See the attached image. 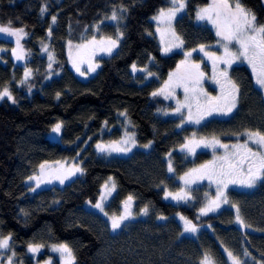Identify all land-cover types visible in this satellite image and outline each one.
Returning a JSON list of instances; mask_svg holds the SVG:
<instances>
[{
	"label": "trees",
	"instance_id": "obj_1",
	"mask_svg": "<svg viewBox=\"0 0 264 264\" xmlns=\"http://www.w3.org/2000/svg\"><path fill=\"white\" fill-rule=\"evenodd\" d=\"M189 2L194 8L209 0ZM244 2L258 19L264 20L262 0ZM121 3L129 11L121 23L125 36L119 50L102 58V65L93 77L80 80L71 69L67 41L80 43L81 37L90 39L93 25L110 15L112 6ZM44 4L48 5V12L42 15L40 8ZM165 6L166 0H0V22L7 24L12 20L14 27L26 26L29 34L26 45L31 53L36 52L35 60L31 61L34 71L31 93L18 84L24 68H15L12 59L7 64L0 62V88L8 84L17 100L16 104L7 99L0 101V234L11 233L17 253L29 263L32 260L28 244L49 247L67 242L74 249L77 264H197L203 250L212 252L223 264H230L224 247L242 259V250L246 248L259 264L260 254L264 253V186L250 192L231 191L232 202L240 206L245 223L251 225L249 228L236 223L235 209L230 205L207 217L199 216L206 186H196L195 205L164 199L165 185L177 186L176 176L209 155L200 152L191 158L176 150L184 142L187 130L176 128L179 120L175 117L158 112L173 107L172 104L162 96L151 95L156 82L141 83L142 78L130 72L133 63L145 65L155 57L151 68L165 78L181 60L179 52L164 56L153 34L151 16ZM52 15L57 16L55 25L51 23ZM179 22V30L186 34ZM49 26L53 29L51 49L57 61L50 80L45 79L48 60L38 50ZM202 29L211 33L215 41L212 28ZM198 30L201 29L194 27L188 31L194 34ZM115 34L111 22L101 24L98 31L99 36ZM234 69L233 75L244 82L245 95L234 118L219 120V125L227 133L242 127L264 130V97L254 86L251 70L246 64ZM58 91L62 93L59 100L55 95ZM125 110L134 125L138 144L152 141V147H138L127 158L98 153L95 144L103 135V122L108 121L107 128L113 129L114 136L121 134L123 119L119 113ZM59 120L65 122V128L62 140L54 141L49 134L51 126ZM168 152H172L174 174L167 171ZM77 153L83 160L85 175L75 177L74 183L69 182L63 188L56 185L35 192L29 190L27 177L37 171L40 163L69 161ZM172 176L175 179H170ZM109 177H114L118 187L112 206H118L129 194H136L150 211L149 216L133 222L116 239L109 235L106 220L87 207V201H97L101 186ZM178 213L202 225L203 236H181ZM158 215L168 219L158 220ZM209 224L211 228L207 227Z\"/></svg>",
	"mask_w": 264,
	"mask_h": 264
},
{
	"label": "snow or ice",
	"instance_id": "obj_2",
	"mask_svg": "<svg viewBox=\"0 0 264 264\" xmlns=\"http://www.w3.org/2000/svg\"><path fill=\"white\" fill-rule=\"evenodd\" d=\"M166 4L167 6L158 8L151 19L157 24L156 32L160 34L163 53L167 55L173 49H179V54L184 58L179 61L175 70L168 73V78L163 81L161 87L151 93L153 97L162 96L165 100L175 101V105L170 111L158 109V112L178 119L177 129H185L186 125L206 127L216 122L217 117L234 118L233 114L238 113L245 95L244 82L233 75V72L236 71L234 65L239 68L246 64L251 69L254 86L264 97V20L258 19L257 14L246 5L244 0H209L203 6H198L195 10V20L201 25H211L217 39L214 45L200 43L197 47L190 49L185 48V39L177 33L175 28L177 17L180 16V19H183L180 14H187L188 0H166ZM128 11V6L121 3L112 6L110 15H105L104 19L110 20L115 25L116 34L114 37L101 36L99 39L96 35H92L90 39L81 37L82 43L75 45L71 39L67 41L69 59L80 76L96 72L100 67L99 63L94 62L97 52L112 56L113 52L120 48V42L125 36L124 31L121 30V23L126 20ZM40 12L42 15L47 13L48 5L44 4L40 8ZM104 19L100 21V24L104 23ZM51 23L52 25L57 23L56 15L51 16ZM25 28L26 26L14 27L12 20H9L7 24H0V34L6 38H14L15 47L11 49V55L16 61H24L23 77L18 81V84L26 86L28 93H31L34 85L30 81L34 76V71L28 67L29 54L21 44V40L28 35ZM69 28L71 29V25ZM95 28L98 32L99 24ZM52 35L53 29L49 26L47 36L51 38ZM148 35L151 36L152 33L148 32ZM41 49L48 54V75L45 79L50 80L53 64L57 62L55 53L50 51L49 44L43 41ZM4 51L6 50L0 48V53ZM193 53H202L203 55L199 59H194ZM205 60L211 67L210 76L202 67ZM153 61H155V57H151L149 63ZM85 64L87 70H82ZM131 68L133 73H144L145 79L159 78L157 73L149 70L147 66L138 68L133 63ZM206 81L214 86L213 91H209L205 86ZM178 89H182L183 99L177 95ZM55 95L59 100L62 93L58 91ZM5 99L13 104L17 103L8 84L0 88V101ZM119 115L127 123H131L127 110L120 112ZM103 123L107 127L108 121L105 120ZM64 128L65 122L59 120L51 126V133L56 137H61ZM228 135L234 137L235 142L225 143L216 135L198 137L195 131L185 137L184 142L179 146L180 153H183L185 157H195L198 149H208L212 153V159L205 160L179 176L182 187L178 191H170L165 185L163 188L164 199L174 200L177 204L195 205L197 202V197L193 195L197 190L195 186L203 181H208L209 186L215 185V194L204 193L203 203L198 209L199 216L207 217L209 213H216L223 205L229 204L231 208L235 209L236 223L243 228H249L251 225L245 223L240 206L230 200L229 188L236 186L243 189H255L258 186H264V130L242 127ZM88 139L90 140L91 137ZM137 146L138 141L135 133L126 129L124 136L120 139L108 142L101 140L95 144V149L98 153L107 156H112L114 153L127 155ZM139 147L150 149L152 141L139 145ZM82 163V159L80 161L73 160L70 164L67 161H55V167H53L49 161L45 160L39 164L37 172L27 177V181L34 183V186L29 184V190L35 192L42 185L51 184L54 181L61 185L66 181L74 183L73 177H77L78 174L81 177L85 175L86 169L81 166ZM165 163L167 171L174 174L176 170L173 167L172 152L166 154ZM170 179H175V176ZM160 184L163 185L164 182L161 181ZM116 190L115 181L109 177L101 186L97 201L95 203L91 200L87 201L92 209L98 210L103 217L107 218L105 225L113 239L118 238L138 217L149 215L147 204L140 208L138 213L132 211L135 198L131 194L122 201V211L119 214H109L105 210L106 202ZM54 203L59 204V201H54ZM24 214L28 215L27 212ZM90 214L95 215V213ZM177 215L182 222L181 236L200 233L202 225L194 223L192 219L182 214L178 213ZM157 219L167 220L168 217L158 215ZM207 227L211 228L212 226L209 224ZM12 240L11 233L0 234V264H14V261L15 264H23V261L16 259L17 251ZM43 247V244L30 243L28 252L37 254ZM51 251L59 254L60 264H77L74 249L68 243L52 244ZM223 252L226 253L230 264H256V258L246 248L242 250L243 259L241 255L234 254L227 247L223 248ZM260 255L259 264H264V253ZM45 264H52L51 258ZM197 264H219V262L212 252L203 250Z\"/></svg>",
	"mask_w": 264,
	"mask_h": 264
},
{
	"label": "rangeland",
	"instance_id": "obj_3",
	"mask_svg": "<svg viewBox=\"0 0 264 264\" xmlns=\"http://www.w3.org/2000/svg\"><path fill=\"white\" fill-rule=\"evenodd\" d=\"M263 1V5H264V0H262ZM188 4H189V6H188V8L186 9V13L187 14H184V13H181L180 15L181 16H183V19H180V16H178L177 17V22L175 23V28H176V31H177V33L178 34H180L184 39H185V48L186 49H190L191 47H197L200 43H204V44H206V45H214L215 44V41H216V36H215V41H212V38H211V33H208V32H206V31H204L202 28H203V26H208V27H210V28H212L211 27V25H201V24H198V22L195 20V10H196V8L198 7H194V8H192V6H191V4H190V2H189V0H188ZM203 6V5H202ZM156 14V13H155ZM154 14V15H155ZM153 16V15H152ZM151 16V17H152ZM150 21H151V23H152V25H153V34L157 37V39L159 40V44H160V46H161V53L165 56V54L163 53V51H162V44H161V41H160V34L159 33H157L156 32V27H157V24H156V22L155 21H153L152 19H150ZM179 21H181L182 22V24L184 25V29L186 30V34H183L180 30H179ZM106 22H111L110 20H107V19H105L104 20V23H106ZM111 23H113V22H111ZM122 23H124V21L122 22ZM0 24H3L2 22H0ZM99 24V27L101 26V24L100 23H98ZM103 24V23H102ZM97 24H95V25H93V28H92V30H93V35H96V37H97V39H99L101 36H99L98 35V32L96 31V28H95V26H96ZM194 27H198V29H201V30H198V31H194V34H191L188 30H189V28L191 29V28H194ZM122 30V29H121ZM213 30V29H212ZM25 31L28 33V31L25 29ZM214 31V30H213ZM214 35H215V32H214ZM92 36V35H91ZM28 38H29V34L26 36V37H24L22 40H21V44L24 46V48H25V50L28 52V67H30V68H32L33 69V66L31 65V61L32 60H35V51H33L32 53H31V51H29L28 49V47H27V45H26V41L28 40ZM91 38V37H90ZM51 39H52V37L51 38H49L48 36L46 37V38H44V39H42L39 43H38V47H39V54L40 55H42V56H44V57H46V60H47V53H45V52H43L42 51V49H41V42L43 41L44 43H47V44H49V48H50V51H53L52 49H51ZM14 41V38H6V37H4L2 34H0V48H3V49H5L6 51H4V52H2V53H0V62H4L5 64H7L8 63V61L10 60V59H12L13 60V62H14V66H15V68H17V67H23L24 68V61H16L15 60V58L11 55V49L13 48V47H15V43L13 42ZM123 41V39L121 40V42ZM121 42H120V45H121ZM79 42H73V44L75 45V44H78ZM80 43H82V42H80ZM119 49H117V50H115L114 52H113V54H115L117 51H118ZM67 52H68V46H67ZM176 52H180V50L179 49H173V51L172 52H170V53H168L167 55H170V54H173V53H176ZM113 54H112V56H113ZM203 54L202 53H193V58L194 59H199V57L200 56H202ZM69 57V56H68ZM106 57H108V55L107 54H105V53H102V52H97L96 53V55H95V57H94V62H96V63H99L100 64V67H101V65H102V58H106ZM184 57L182 56V58L181 59H183ZM69 59V58H68ZM69 62H70V65H71V69H73V71L75 72V74L77 75V77L80 79V80H82V81H86V80H88V78H90V77H93L97 72H98V70L100 69V68H97V70H96V72H93V73H91V74H89V75H86V76H80L79 75V73H77L76 71H75V69L73 68V66H72V63H71V61H70V59H69ZM136 65H137V67L138 68H144L145 66H147L148 68H149V70H151L152 72H155L154 71V69H152L151 67V63H147V64H137V63H135ZM206 66H208V68L206 67ZM235 66V65H234ZM233 66V67H234ZM53 67H54V64H53ZM202 67H203V70L210 76L211 75V67H210V64H209V62H207L206 60H205V64L204 65H202ZM82 70H87V65L85 64V65H83V67H82ZM173 70H175V69H173ZM173 70H171V71H173ZM251 70V69H250ZM170 71V72H171ZM130 72H131V74L132 75H134L135 77H138V78H142V80H141V83L142 82H151V83H153V82H156L155 84V88H154V91L157 89V88H159V87H161V85L163 84V81H165L167 78H168V74L165 76V78H160L159 76V78L157 79L156 77H151V78H147V79H145V74L144 73H142V72H135V73H133L132 72V68L130 67ZM22 79V78H21ZM252 81H254V80H252ZM205 86L208 88V90L209 91H213V88H214V86H211L210 84H209V82L208 81H206L205 82ZM21 87V86H20ZM213 94H215V92H213ZM177 95L180 97V99H183V94H182V89H178L177 90ZM168 102H170L171 104H172V106L174 107V105H175V101L174 100H167ZM171 108L172 107H168V108H166L165 110H168V111H170L171 110ZM235 114V113H234ZM234 114H233V116H234ZM129 116V115H128ZM170 116V115H169ZM130 117V116H129ZM121 118L123 119V125L121 126V134H117V135H113V129H110V128H107V127H105V129L103 130V135H102V137H101V139L100 140H98V142H100L101 140L102 141H104V142H108V141H110V140H118V139H120L122 136H124V134H125V130L127 129V131H129V132H132V133H135V130H134V125H133V123H132V120H131V123L129 124V123H127L125 120H124V118L121 116ZM229 118H231V117H217L216 118V122H214V123H211V124H209V125H207L206 127L205 126H191V125H186L185 126V129L187 130V132H186V134H185V136L184 137H187V136H190L191 135V133L192 132H196L197 133V136L199 137V136H211V135H216L218 138H220L223 142H225V143H232V142H235V138L234 137H230V135H228L229 133H231V132H229V133H227V131H225L224 129H223V127H222V125H219V120H223V119H229ZM210 127V129H208ZM206 129H208L207 131H206ZM221 129H223V130H221ZM105 134V135H104ZM135 136H136V133H135ZM49 138L50 139H52V140H54V141H61L62 140V134H61V137H56L55 136V134H53V133H51L50 132V134H49ZM138 147H139V144H138V146L136 147V148H134L133 150H132V152L131 153H128L127 155H123V154H113L112 156H108V157H110V158H127V157H130V156H132L133 154H134V152L138 149ZM177 151H179V147H177V149H176ZM200 152H202V153H208L209 155L208 156H206V158H204V159H202L200 162H198V164H196L195 166H193V167H196V166H198L200 163H203L205 160H209V159H212V153H211V151L210 150H208V149H198L197 150V154L198 153H200ZM196 154V155H197ZM107 156V155H106ZM196 157V156H195ZM195 157H191V158H195ZM73 160H75V161H80L81 160V158H80V156L78 155L75 159H71V160H69V161H67L69 164L73 161ZM51 166H53V167H55V164H50ZM82 167H83V164L81 165ZM192 167V168H193ZM37 171H38V169H37ZM36 171V172H37ZM186 172V171H185ZM184 173V172H183ZM183 173H181L180 175H178V176H176V180H177V186H168V185H166L167 186V188H168V190H170V191H173V192H175V191H178L179 190V188L180 187H182V182L179 180V176H181V175H183ZM77 176H79V174L77 175ZM75 177H73L72 179H74ZM113 178V180L115 181V179H114V177H112ZM70 181H66L63 185H61V184H59V182H53V183H51V184H47V185H42L41 186V188H39V189H37L36 191H38V190H40V189H42V188H47V187H51V186H56L57 185V187H61V188H63V187H65V185H67V183H69ZM27 183L28 184H32V186H34V183H32V182H29V181H27ZM116 183V182H115ZM117 185V184H116ZM197 186H206V190H205V193H209V195H214L215 194V185L213 184V185H211V186H209V182L208 181H203L202 183H200V184H198ZM196 187V186H195ZM236 191V190H242V191H248V192H250V191H252L253 189H243V188H238V187H236V186H230V188H229V196H230V200L232 201V196H231V191ZM117 191H118V187H117V190H116V192L115 193H113L112 194V197H110L108 200H107V202H106V208H105V210L106 211H108L109 212V214H112V213H117V214H119L121 211H122V202L120 201V203H119V205L118 206H112V201H113V199L115 198V196H116V194H117ZM163 196H164V194H163ZM134 198H135V203H134V205H133V208H132V211L134 212V213H138L139 212V209L140 208H142L143 206H144V203L142 202L143 200L141 199V197L139 196V195H136V194H134ZM165 201H168V202H174V203H177L176 201H174V200H171V199H165ZM229 204H225V205H223L221 208H226V206H228ZM87 207L90 209V210H92V211H94V212H97V213H99L98 212V210H95V209H92L91 207H90V205H87ZM116 207H119V208H116ZM221 210V209H220ZM149 213H150V211H149ZM99 215H101L102 217H103V215L102 214H100L99 213ZM149 216V215H148ZM105 220L107 219L106 217H103ZM144 218H146V217H138V219L137 220H140V219H144ZM181 224H182V222H181ZM202 230V228L200 229V233L198 234V235H196L197 237H202L203 235H202V232L203 231H201ZM187 235H189V234H187ZM119 240H121V238H119V239H117V240H115V241H119ZM114 241V242H115ZM67 243V242H66ZM219 243V242H218ZM69 244V243H68ZM220 244V243H219ZM221 245V244H220ZM71 246V245H70ZM72 247V246H71ZM27 251H28V247H27ZM248 252H250L249 250H247ZM75 253V252H74ZM28 255H30V257H31V260H32V262H30L29 263V261H27V259L25 258V257H22L21 255H19L18 253H17V258L16 259H18V260H21V261H23V264H45V262L47 261V260H49V258H51V260H52V264H60V259H59V254L58 253H54V252H52L51 251V245H49V247L48 246H45L44 245V247L43 248H41V250H40V252L39 253H37V254H32V253H30V252H28ZM220 261V263H222L223 264V261L220 259L219 260ZM218 261V262H219ZM260 262V261H259ZM219 263V264H220ZM14 264H15V261H14Z\"/></svg>",
	"mask_w": 264,
	"mask_h": 264
}]
</instances>
